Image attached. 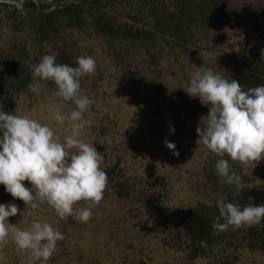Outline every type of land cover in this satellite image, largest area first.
I'll return each mask as SVG.
<instances>
[{
	"label": "rangeland",
	"instance_id": "rangeland-1",
	"mask_svg": "<svg viewBox=\"0 0 264 264\" xmlns=\"http://www.w3.org/2000/svg\"><path fill=\"white\" fill-rule=\"evenodd\" d=\"M221 4V15L193 52L142 56L130 51L112 57L106 42L89 33L77 37L75 57L87 55L96 62L95 73L81 77L82 94L92 100L91 116L86 114L91 124L82 130L81 139L93 143L104 156L101 167L108 185L103 200L92 209L87 223L73 217L60 220L46 203L36 210L25 209L0 185V203H15L21 212L25 209L9 217V223L26 229L40 220L63 234L46 264H187L183 226L188 212L219 196L236 197L237 188L216 174L220 157L198 140L196 128L205 126L201 117L207 116L209 108L183 90L197 67L237 79L244 56L252 60L251 70L261 82L241 86L247 90L264 85V0H221ZM4 10L0 7V12ZM54 89L50 81L39 95L28 89L10 95L0 88V108L48 124L63 141L70 127L52 121L49 107L56 103L68 113L75 106L54 100ZM165 140L175 144L178 157ZM229 163L242 178L241 188H264V160L254 168L230 159ZM24 184L31 187L27 181ZM83 206V202L77 205ZM27 257L11 240L0 246V264H28ZM193 263L264 264V253L218 245Z\"/></svg>",
	"mask_w": 264,
	"mask_h": 264
},
{
	"label": "clouds",
	"instance_id": "clouds-1",
	"mask_svg": "<svg viewBox=\"0 0 264 264\" xmlns=\"http://www.w3.org/2000/svg\"><path fill=\"white\" fill-rule=\"evenodd\" d=\"M75 63V67L57 63L55 53L44 55L32 65L33 79L27 85L30 92L39 95L45 82L50 81L55 85L52 98L75 106L68 113L56 103L49 107L52 121L70 127L63 141L48 124L0 108V185L14 200L22 201L25 209L36 210L46 203L60 220L73 217L87 223L92 209L104 198L108 177L101 167L104 156L93 143L81 139L82 130L91 124L86 114L91 116L92 104L82 94L81 77L94 74L96 62L82 55ZM183 90L209 108L207 116L201 117L205 126H198L196 132L208 152L220 157L215 164L216 174L223 183L241 188L242 178L231 171L229 159L253 168L264 160V85L245 90L239 80L226 79L202 66L197 67ZM164 143L174 156H179L174 143ZM25 181L30 188L25 187ZM80 202L85 206L77 207ZM216 207L219 215L212 224L216 233L264 221V204L241 207L219 196ZM22 212L15 203H0V246L11 240L18 251L28 253V264H46L64 236L40 220L32 221L26 229L9 223V217Z\"/></svg>",
	"mask_w": 264,
	"mask_h": 264
},
{
	"label": "trees",
	"instance_id": "trees-1",
	"mask_svg": "<svg viewBox=\"0 0 264 264\" xmlns=\"http://www.w3.org/2000/svg\"><path fill=\"white\" fill-rule=\"evenodd\" d=\"M221 0H0V88L10 95L27 90L32 65L56 54L57 63L76 66L77 37L89 33L106 42L110 56L139 51L142 56L163 51L193 52L221 15ZM197 43H194L195 38ZM199 49V47H197ZM240 84L260 83L246 56ZM227 202L264 204V188L236 189ZM216 200L189 211L183 226L187 264L218 245L245 247L264 253V221L216 233ZM235 200V201H234ZM223 222V221H221Z\"/></svg>",
	"mask_w": 264,
	"mask_h": 264
}]
</instances>
